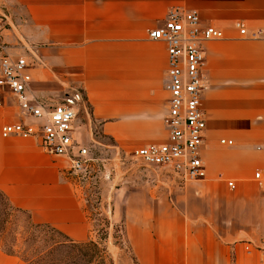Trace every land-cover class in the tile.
Wrapping results in <instances>:
<instances>
[{
	"label": "crops",
	"instance_id": "1",
	"mask_svg": "<svg viewBox=\"0 0 264 264\" xmlns=\"http://www.w3.org/2000/svg\"><path fill=\"white\" fill-rule=\"evenodd\" d=\"M0 5L11 25L2 39L15 42L12 54L32 60L33 89L76 85L82 92L79 114L100 123L120 147L166 140V45L150 39L148 31L171 8L195 11L204 24L223 30V38L202 44L206 177L178 183L170 196L161 189L130 198L123 223L138 264L252 261L244 246L264 247V188L252 180V171L264 166V0H0ZM236 21L245 23L248 35L238 34ZM259 28L262 34L251 37ZM17 117L15 107L1 109L0 126ZM220 138L233 145H220ZM67 166L66 157L45 152L35 138L0 136V190L11 204L29 211L32 222L82 240L88 224ZM228 173L249 178L238 184ZM227 180L234 181L233 189ZM10 258L0 255L6 264Z\"/></svg>",
	"mask_w": 264,
	"mask_h": 264
},
{
	"label": "built area",
	"instance_id": "2",
	"mask_svg": "<svg viewBox=\"0 0 264 264\" xmlns=\"http://www.w3.org/2000/svg\"><path fill=\"white\" fill-rule=\"evenodd\" d=\"M7 16L0 13V110L15 107L17 118H8L0 126V136L35 138L41 148L55 156H64L68 170L77 173L86 169L93 159L78 138L75 123L79 114L78 101L65 99L47 103L32 87L30 69L33 62L24 54H12L3 41ZM234 28L241 36L248 35V27L236 21ZM263 29H255L251 37H258ZM223 30L202 22L197 12L171 8L161 25L150 29L148 37L166 45L167 71L164 89L167 92L166 110L162 123L166 140L135 148L131 158L149 170L172 175L181 183L199 181L206 177L203 157L206 140V120L202 111V94L207 88L203 69V42L223 38ZM21 47L29 49L28 43ZM27 119H30L29 121ZM222 146H232L229 138H220ZM260 149V147H257ZM154 171L156 173H161ZM252 180L264 188V166L252 172ZM233 189V180H227ZM245 253L252 257L247 264H264V247L250 244ZM259 254L253 257L254 253Z\"/></svg>",
	"mask_w": 264,
	"mask_h": 264
},
{
	"label": "rangeland",
	"instance_id": "3",
	"mask_svg": "<svg viewBox=\"0 0 264 264\" xmlns=\"http://www.w3.org/2000/svg\"><path fill=\"white\" fill-rule=\"evenodd\" d=\"M0 13L7 16L6 28H11L8 13L1 5ZM9 42V51L12 52L11 45L15 42L12 39ZM34 88L49 104L65 99L80 101L82 95L76 85H64L60 90H52L34 84ZM75 126L78 138L87 148L88 157L93 159L85 170L77 173L69 171L67 166L68 177L82 204L88 224L86 237L75 241L85 243L86 251L94 253L91 264H138L123 223L125 206L132 197L144 199V195L157 193L161 189L167 190L169 196L173 195L175 185L181 182L176 183L169 175L144 169L141 163L131 158V153L137 146H118L114 138L102 133L100 123L92 121L86 112L78 114ZM226 176L235 178L238 184L249 178L243 173H228ZM19 218L22 220L24 215ZM2 254L5 253L0 250V255ZM12 257L8 264L20 261L26 264L20 257ZM0 264L6 263L0 259Z\"/></svg>",
	"mask_w": 264,
	"mask_h": 264
},
{
	"label": "trees",
	"instance_id": "4",
	"mask_svg": "<svg viewBox=\"0 0 264 264\" xmlns=\"http://www.w3.org/2000/svg\"><path fill=\"white\" fill-rule=\"evenodd\" d=\"M86 246L56 227L32 222L30 212L12 205L0 190V250L5 254L26 264H91L95 255Z\"/></svg>",
	"mask_w": 264,
	"mask_h": 264
}]
</instances>
